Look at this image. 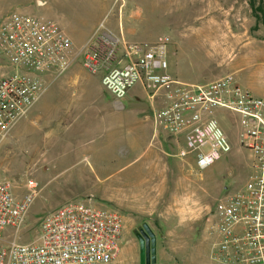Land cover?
Here are the masks:
<instances>
[{
  "label": "rangeland",
  "instance_id": "obj_1",
  "mask_svg": "<svg viewBox=\"0 0 264 264\" xmlns=\"http://www.w3.org/2000/svg\"><path fill=\"white\" fill-rule=\"evenodd\" d=\"M250 1L0 0V21L16 12L54 21L64 27L73 41V62L68 69L59 76L53 73L44 78L46 91L55 83L65 84V96L56 106V113L72 107L79 92L78 82L93 89L96 96H104L108 102L106 128L123 129L126 137L124 140L119 135L108 149L110 161H76L68 155L69 146L63 139L66 135L62 137L68 132V121L48 124L36 106L30 110L0 145V180L13 185L17 199L26 195L27 181L34 180L38 195L24 226L17 233L7 228L5 236L21 243L35 241L45 217L66 204L83 203L115 210L123 218L120 253L110 264H141L137 234L144 224L156 237L155 264H214L211 253L216 239L213 227L218 220L217 204L245 188L253 161L252 154L239 146L237 118L220 108L211 111L229 136L232 150L205 170L197 168L193 156L181 160L175 157L179 149H166L168 159L181 161L183 181L176 189L173 178L169 179L164 197L153 209L145 206V194L149 189H158L161 168L146 159L158 149L161 138H171L165 122L155 119L163 108L161 100L151 101L137 85L121 102L122 108L116 109L111 103L114 98L101 85V77L83 67L82 57H74L90 31L104 20L106 29L109 27L129 42L151 44L168 36L171 52L176 55L169 54L170 71L185 82L206 83L213 80V72L229 74L231 71L225 67L229 68L235 59L232 65L238 64L245 41L253 39L254 50L258 48L263 56L239 74L230 75L238 79L240 86L264 99V13L258 0L254 9ZM214 46L219 49L217 55ZM218 65L223 68L215 71ZM9 72L7 61L0 54V80ZM134 95L139 99H134ZM79 103L84 117L99 104L93 100ZM133 129H142L144 134L140 147L129 152L127 132Z\"/></svg>",
  "mask_w": 264,
  "mask_h": 264
},
{
  "label": "built area",
  "instance_id": "obj_2",
  "mask_svg": "<svg viewBox=\"0 0 264 264\" xmlns=\"http://www.w3.org/2000/svg\"><path fill=\"white\" fill-rule=\"evenodd\" d=\"M75 50L54 21L12 13L0 21V54L9 74L0 80V145L46 91L44 78L65 72ZM168 36L151 44L134 43L101 25L78 49L83 67L100 76L102 86L121 102L135 86L151 101L160 99L161 118L181 160L193 156L202 171L232 150L229 136L211 111L220 108L237 118L238 141L253 161L244 189L217 204L213 227L214 264H264V99L229 75L206 84L180 81L170 73ZM183 143V147H181ZM17 199L13 185L0 180V264H110L118 258L124 222L115 210L69 203L45 217L35 241L5 236L24 226L38 195L28 180Z\"/></svg>",
  "mask_w": 264,
  "mask_h": 264
},
{
  "label": "crops",
  "instance_id": "obj_3",
  "mask_svg": "<svg viewBox=\"0 0 264 264\" xmlns=\"http://www.w3.org/2000/svg\"><path fill=\"white\" fill-rule=\"evenodd\" d=\"M103 21L104 20L100 21L97 24V26L94 27L90 31L91 34L89 35V38L103 24ZM59 25L60 27L64 29V27L61 24ZM107 29L111 31L109 27H107ZM122 33L123 31L121 32V34ZM257 49L254 50V40L247 39L243 47L240 50L242 53V59L240 60V62H238V64L236 63L235 66L232 64L237 59H235L232 62V64L229 65V68L225 67L227 71L228 70L231 71V72H227L229 74H226V75H230V74L237 75L241 71H243L244 67H246L247 65H250L254 60L256 61V59H258L262 55V51L257 50ZM217 51H219V49L215 47L214 52L216 55H217ZM171 53L175 55V52H171ZM222 68L223 67L218 65V69H214V70L216 71ZM169 70H170V63H169ZM170 73H172L174 77L179 79L178 78L179 76L178 74H176L175 71H170ZM226 75L223 74V76H221L217 74V72H213L211 79H213L212 81H216ZM179 80L183 81L181 79ZM236 80L237 82H239L237 78ZM187 83H194V82H187ZM206 83H209V82H206ZM206 83H194V84H206ZM77 86L79 87V92L73 104L70 105L72 107H68V109L62 110L60 111V113L59 112L56 113V106L58 105V103H61L62 99L65 96V92H64L65 84H63V82L62 83L58 82L52 85L42 95L39 101L36 102L32 107H30L26 115L30 112V110H33V108L36 106L37 112L41 113L40 116L44 120H46L48 124H56L57 121H60V122L68 121V127H67L68 132L62 134V137L63 135H66L65 138L63 137V139L67 141V144L69 146L68 155H70L71 157L74 156V159L76 161H84V160L85 161H110V159L107 158L108 149L113 144H115L116 139L118 138L119 135H122L123 139L125 140L126 138L125 132L123 129H119L118 127L111 128L110 130L106 128L105 125L107 123V118L105 114L107 111L108 102L104 100L103 98L104 96H96L93 93V89L86 88L83 85H79L78 82H77ZM141 90L145 94V96H147V94L142 88ZM134 99H139V97L137 95H134ZM82 100L84 101L93 100V101H98L99 103L96 105L94 112H92L89 116L87 115V117H84L83 110H81V108H78V105L80 104L79 102H81ZM111 103H113L116 109L122 108V104L118 103L116 99H113ZM127 134L129 136L127 139L129 141L128 143L129 152L131 150L138 149L140 147V144L142 141V134H144V131L142 129H135V130L133 129L130 132L128 131ZM94 142L95 144H93ZM168 148H176L172 139L171 138L170 139L161 138L158 144V149L152 154H150L149 155L150 157L146 159V161H151L152 164L161 168L160 170L161 179H160V184L158 186V189L156 191L149 189V191H146V194H145V197L147 198V201H146L147 203L145 206L151 205L153 209L157 208V205L159 204L158 200L164 197L166 182L169 179L173 178L175 185H176V189L177 187H180L183 181V165L182 163H180L181 161L176 162V161H171L170 159H168V156H167L168 151L166 150ZM64 155L66 154H63L62 156ZM142 155L143 154H141L136 160L140 159ZM144 182L145 184H148L147 180ZM174 197H176V194H174ZM102 198L108 199L107 197H102ZM195 218H198L197 214H195Z\"/></svg>",
  "mask_w": 264,
  "mask_h": 264
},
{
  "label": "water",
  "instance_id": "obj_4",
  "mask_svg": "<svg viewBox=\"0 0 264 264\" xmlns=\"http://www.w3.org/2000/svg\"><path fill=\"white\" fill-rule=\"evenodd\" d=\"M140 243V260L141 264L156 263V237L152 229L144 224L137 235Z\"/></svg>",
  "mask_w": 264,
  "mask_h": 264
},
{
  "label": "trees",
  "instance_id": "obj_5",
  "mask_svg": "<svg viewBox=\"0 0 264 264\" xmlns=\"http://www.w3.org/2000/svg\"><path fill=\"white\" fill-rule=\"evenodd\" d=\"M259 1V5L262 7L261 9H260V11L261 12H263L264 13V9H263V2H264V0H258ZM256 3V1L255 0H251L250 1V6L254 9L255 8V4ZM257 18V17H256Z\"/></svg>",
  "mask_w": 264,
  "mask_h": 264
},
{
  "label": "flooded vegetation",
  "instance_id": "obj_6",
  "mask_svg": "<svg viewBox=\"0 0 264 264\" xmlns=\"http://www.w3.org/2000/svg\"><path fill=\"white\" fill-rule=\"evenodd\" d=\"M141 229H142V228H140L139 232L141 231ZM139 232H138V234H139ZM138 234H137V235H138ZM139 246H140V243H139Z\"/></svg>",
  "mask_w": 264,
  "mask_h": 264
}]
</instances>
